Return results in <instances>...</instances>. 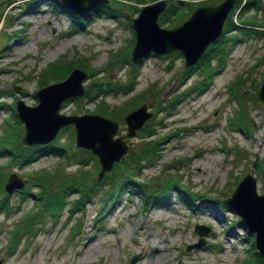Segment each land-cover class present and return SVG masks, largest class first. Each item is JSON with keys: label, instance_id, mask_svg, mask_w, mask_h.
<instances>
[{"label": "rangeland", "instance_id": "rangeland-1", "mask_svg": "<svg viewBox=\"0 0 264 264\" xmlns=\"http://www.w3.org/2000/svg\"><path fill=\"white\" fill-rule=\"evenodd\" d=\"M218 1L190 0L187 8ZM6 2L0 0V53L5 51L0 55V149L7 143L16 153L10 156L6 148L0 150V264H129L134 253L139 256L133 264H258L253 235L243 228L240 216L209 197L228 196L249 171L255 191L264 194V103L256 95L264 75V0L243 12L254 16L253 24L228 28L219 38L224 19L212 41L217 43L203 58L206 63L198 61L202 54L189 66L182 65V54L176 49L163 54L149 51L137 62L129 59L134 35L130 19L141 5L138 2H131L132 7L120 5L116 15L96 10L104 3L75 4L81 15L70 10L67 15L64 7L53 6L54 0H14L5 6ZM163 10L157 22L170 27L176 16ZM16 14H25L27 21L16 22ZM75 15L84 20L75 22ZM76 58L86 64L79 66L86 73L81 80L84 91L61 100L58 111L65 115L96 112L100 99L117 105L141 91H151L139 98L151 115L124 140L133 149L130 155L148 137L159 153L139 161L143 167L136 175V168L122 172V162L130 156L124 152L97 177L98 162L88 149L74 145L71 123L59 127L45 143L19 142L23 127L14 113L15 100L34 105L35 89L69 72L58 78L48 71L40 78L43 71ZM129 84L132 89L123 93ZM239 111L243 130L235 123ZM122 115L115 117L121 134ZM146 122L153 135L142 136L139 131ZM54 144H62L65 151L54 152ZM26 150L31 161L24 163ZM254 152L258 163L252 168ZM11 172L22 185L6 191L2 187ZM33 172L70 177L79 172L83 177L71 187L91 184L94 192L76 208L72 191L52 215L32 195L37 191L30 178ZM114 174L130 181L117 186L114 198L106 201L104 193ZM163 181L173 186L167 183L165 188ZM58 182H46L47 188L57 189ZM151 188L164 197H147ZM214 216L221 220L217 237L210 223ZM195 223L208 226V231L200 246L186 249L199 236ZM91 238L88 253L82 246ZM154 242L165 249L155 256L150 253Z\"/></svg>", "mask_w": 264, "mask_h": 264}, {"label": "water", "instance_id": "water-1", "mask_svg": "<svg viewBox=\"0 0 264 264\" xmlns=\"http://www.w3.org/2000/svg\"><path fill=\"white\" fill-rule=\"evenodd\" d=\"M62 6L73 13L75 4L98 6L107 0H59ZM168 0H151L139 6L130 19L134 39L129 50V59L137 62L146 53H168L179 50L183 57V66H189L202 54L206 45L220 33L222 22L229 9L237 0H219L215 4H199L177 24L163 27L158 24L157 16L164 9ZM86 73L79 67H73L66 76L56 82L40 86L34 90L37 102L26 105L20 99L14 102L16 116L21 120L23 132L20 143L35 144L51 140L59 127L71 123L73 126V142L77 147L88 149L98 161L97 177L109 169L113 161L118 160L122 153L130 155L132 147L124 137L134 135L144 120L151 115L145 103L128 110L122 116L125 124L124 132L117 133L118 120L98 113H79L65 115L58 111L64 98L80 96L84 88L81 80ZM257 98L264 103V75L257 89ZM258 163L256 152L253 154L251 167ZM255 179L251 171L244 173L236 182L228 196L212 198L210 201L221 203L240 216V223L246 232L253 234V246L264 264V194L257 193L254 188ZM22 180L15 173H9L3 184L6 191L20 187ZM199 235L195 242L186 246L198 247L202 244V235L208 226L195 223L193 226ZM134 253L129 264L138 258Z\"/></svg>", "mask_w": 264, "mask_h": 264}, {"label": "trees", "instance_id": "trees-1", "mask_svg": "<svg viewBox=\"0 0 264 264\" xmlns=\"http://www.w3.org/2000/svg\"><path fill=\"white\" fill-rule=\"evenodd\" d=\"M6 1L7 2L5 4V6L14 0H6ZM30 1H32V0H30ZM147 1H149V0H107L106 3H104L103 5H100L98 8H96V10L103 9L107 14L116 15L117 13H120L119 12L120 11L119 10L120 5H124L126 7H130V6L132 7L131 2L132 3L138 2L140 4H143L144 2H147ZM257 1L258 0H237V2H235L233 4L232 8H230L228 13H227V16L224 20L225 27L222 30V33L220 34L219 38L223 37V32L225 30H227L228 28L234 29V27L236 25H244L246 23L247 24H253L254 16L253 15L252 16L251 15L244 16L243 12L247 7L251 6L252 4H256ZM53 3H54L53 4L54 7H60V8L63 7L59 0H54ZM195 3H200V1H197ZM189 4H190V0H168V2L166 3V8L163 10L164 11L163 14L175 15L176 17H174L175 20L173 21L174 23L172 24V25H174V24L180 22L183 18H185L187 16V14L190 12L189 8H187L189 6ZM236 8H238V9L235 11ZM65 11H67V15H70V11H68V10H65ZM233 15H234L235 19L232 18ZM75 18H76L75 22L77 21L78 23H81L84 20V17L79 16V15H75ZM261 20H263V22H264V16H261ZM71 25H75V24L72 22ZM256 25H259V24H256ZM130 42H132V40ZM211 43L208 46L207 50L203 53L202 57L199 58L198 61L200 63H203V64L206 63L205 59H203V58L206 57L207 52L209 53L212 51V46H215V44L217 42L212 43V44ZM176 52H178V51H176ZM83 65L86 66V64H84V59H82V58L69 59V60H66L64 62L54 63V64L49 65L47 70L43 71V73L40 75V78L42 77L44 72H48V71L52 72L55 77L60 78V77H62L64 72L65 73L68 72L69 69H71L72 67H74V66L79 67V66H83ZM131 89H132V86H130V84H129V86H127L126 88L123 89V93H127ZM149 93H151V91H149L148 89L145 91H141L138 94L130 96L125 101H123L121 104H117V105L108 104L103 99H100V101L96 103V109H94L96 112H94V113L102 114L105 116L108 115L107 117L110 116L112 118H115L119 115L124 114L126 112V110H128L129 107L135 106V105L143 102V99H139V98H141L143 95L149 94ZM13 109H14V107H13ZM14 113H15V111H14ZM234 117L236 119L235 120L236 127L240 130H243L245 126L242 127V123H241L242 122V114H241V112L239 111L238 113H236ZM145 124L146 125H144V127L139 130L141 132L143 131L142 136L143 135H146V136L153 135L154 134L153 130L147 129L148 123L146 122ZM22 127H23V125H22ZM6 144L3 145V147H1V149L6 148L5 151H9L10 156H14L16 152L13 151L10 148V146L9 147L6 146ZM43 146H45V144ZM51 147H52L51 150H53L56 153H63V151H65V147L62 144H54ZM13 148L20 150V148L18 146H15ZM158 149L159 148L156 147L155 142L153 141L152 138L148 137L145 140H142L140 147L132 155L128 156L127 161L122 162V167L124 168L122 170V172L123 171L131 172L129 170L130 168H132V170H135L134 168H136V170H138V171L133 173V175H136L137 172H139V170L143 167V164L139 163V161H141V160L149 161L150 158H154L155 154L159 153L157 151ZM28 152L29 151L26 150V152L23 154L25 156L23 158L24 163L31 161V159L29 160L27 158L29 156V155H27ZM88 153L90 155H93V154H91L90 151ZM93 157L95 160H97L95 155H93ZM114 164H115V161L113 162V165ZM81 177H83V175L79 172L74 173L71 177L70 176H55L53 174L46 173V172H44V173H40V172L34 173L33 172L30 175V178L33 180L32 185L36 186L37 191L35 193H32V195L35 196L41 202V206H42L43 210H47L50 214L53 215V213H56L58 208L63 205V203L65 201V196L67 194L71 193L72 191H74V192H76V197L72 198L71 203L77 208L80 206V203L87 201L89 199V196L91 194H93V192H94L91 184L85 185L82 183V184L78 185V187H75V186L71 187L73 185L77 186L76 182L81 180ZM114 177H116V178H114ZM119 178H120L119 176H115V174H114L113 176H111L110 182L107 183L105 180L103 181V184L107 183L109 186L108 189L104 193V199L106 201H110L114 198V195L116 194V190H118V189H116L117 186L120 187L121 185H124L125 183L130 181L128 176H123L120 179ZM50 179L51 180L52 179L59 180L57 189L52 190V188H49V189L47 188L49 186H47L46 182H48V183L51 182ZM69 183H70V185H69ZM167 183H170V182L163 181V184H165V188H167ZM170 185L173 186L172 183H170ZM128 187L130 190L132 189L131 185H129ZM179 195L183 199L185 198V194L183 191L182 192L180 191ZM146 196L149 198L152 196L164 197L163 194L162 195L157 194V191H155V188L154 189L151 188V192H149V194H147ZM214 197L219 198L218 196H210L209 198H214ZM30 215H32V213L28 214L25 217L30 218ZM252 244L253 243L251 242V245ZM253 253H254V259L256 260V262L258 264H262L261 259H260L259 255L257 254V252L255 250H253Z\"/></svg>", "mask_w": 264, "mask_h": 264}, {"label": "bare ground", "instance_id": "bare-ground-1", "mask_svg": "<svg viewBox=\"0 0 264 264\" xmlns=\"http://www.w3.org/2000/svg\"><path fill=\"white\" fill-rule=\"evenodd\" d=\"M14 20L16 22H18V23L20 21H22V20L27 21L25 14H22V15L16 14L15 17H14ZM21 42L22 41H19L18 44L21 43ZM3 54H5V51H3V52L0 53V55H3ZM64 107L66 108L67 105H65ZM181 190H183V189H181ZM213 218H214V220H211L210 223L214 226L213 235H214V237H217V236H219V233H220V230H221L220 229V227H221V220L217 219L215 216ZM109 229L111 230L110 227H109ZM93 241H94V239L91 238L89 241H87V243H85L82 246V248L83 249H87L88 253H91L92 252V248L90 246H92ZM90 243H91V245H90ZM136 244L139 246V245L142 244V242L141 241H138V242H136ZM163 250H165V249H164V246L161 245V243L154 242L153 245L151 246L150 253H152L155 256V255L160 254ZM80 256H83V252H81Z\"/></svg>", "mask_w": 264, "mask_h": 264}]
</instances>
